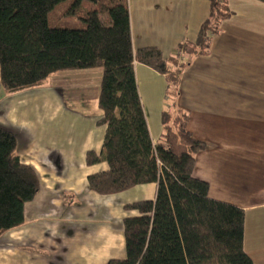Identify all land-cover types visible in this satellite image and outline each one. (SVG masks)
<instances>
[{"label":"crops","instance_id":"crops-1","mask_svg":"<svg viewBox=\"0 0 264 264\" xmlns=\"http://www.w3.org/2000/svg\"><path fill=\"white\" fill-rule=\"evenodd\" d=\"M132 45L156 46L176 56L209 14L208 0H127ZM232 14L211 36L206 54L182 53L177 107L206 147L196 153L194 177L208 195L244 210L243 248L264 264V1L228 0ZM138 93L153 143L162 141L166 76L134 63ZM53 84H47L49 77ZM38 86L6 92L0 83V126L17 138L19 159L36 171L40 186L24 205V221L0 235V264H105L124 258L126 203L152 199L154 182L101 195L87 176L106 161L85 163L99 152L105 126L98 67L52 73ZM64 82L65 85L64 86ZM119 226V227H118ZM116 248L120 253L116 252Z\"/></svg>","mask_w":264,"mask_h":264},{"label":"trees","instance_id":"trees-1","mask_svg":"<svg viewBox=\"0 0 264 264\" xmlns=\"http://www.w3.org/2000/svg\"><path fill=\"white\" fill-rule=\"evenodd\" d=\"M65 1L0 0V83L10 93L41 85L57 71L101 68L97 123L105 133L101 150H87L85 163L106 161L108 167L89 174L88 187L108 195L156 184L152 199L123 206L135 211L122 219L125 256L105 264H255L243 248L244 210L211 198L208 183L192 174L206 144L189 131L188 111L176 105L185 61L156 46L133 47L127 0H71L69 11L85 27L51 25L49 12ZM84 1L92 7H83ZM208 2L195 38L177 45L181 53L206 54L211 36L232 14L228 0ZM135 62L166 76L158 143L148 130ZM16 146L15 133L0 126V235L23 223L24 205L40 186Z\"/></svg>","mask_w":264,"mask_h":264},{"label":"rangeland","instance_id":"rangeland-1","mask_svg":"<svg viewBox=\"0 0 264 264\" xmlns=\"http://www.w3.org/2000/svg\"><path fill=\"white\" fill-rule=\"evenodd\" d=\"M71 5V0H66L65 2H61L55 8H53L49 14H48V20L51 25L54 26H60V27H70V28H84L85 24L83 21L71 11H69V6ZM83 7L85 8H91V3L84 1ZM69 8V9H68ZM95 69H98L96 67ZM47 84L52 85L53 84V77H49ZM67 85L64 82V86ZM119 227V226H118ZM125 253V250H123ZM116 252L120 253V250L116 248Z\"/></svg>","mask_w":264,"mask_h":264},{"label":"built area","instance_id":"built-area-1","mask_svg":"<svg viewBox=\"0 0 264 264\" xmlns=\"http://www.w3.org/2000/svg\"><path fill=\"white\" fill-rule=\"evenodd\" d=\"M181 55H182V53L178 51L176 57L180 60L181 59Z\"/></svg>","mask_w":264,"mask_h":264}]
</instances>
